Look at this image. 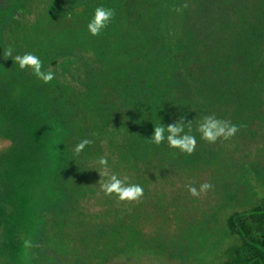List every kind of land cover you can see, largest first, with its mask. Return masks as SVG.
Wrapping results in <instances>:
<instances>
[{
	"label": "rangeland",
	"instance_id": "obj_1",
	"mask_svg": "<svg viewBox=\"0 0 264 264\" xmlns=\"http://www.w3.org/2000/svg\"><path fill=\"white\" fill-rule=\"evenodd\" d=\"M148 1L153 3V11L157 9L159 21L154 17L155 23L152 25H141L140 35L146 37L148 31H153L157 38L150 41L151 46H154L156 41L158 46L163 43L169 45V40L162 37V34H156L154 30L159 32L162 26L171 36L177 34L176 25L167 12L171 6L177 8L176 2L169 4L170 0ZM192 1H195L196 4L193 5L198 7L196 9H202V3L212 6V13L205 17L202 14L193 16L189 11L187 14L184 11L188 23L195 21L202 26L206 21L219 18V9L231 7V3H226L230 0H212L215 2L213 5H210V0ZM251 1L253 3L249 5L250 8L254 9L253 4L259 5L254 0ZM27 2L29 5H26ZM36 3L38 0H0V264H228L237 254L249 255L242 238L229 230L227 221L234 215L249 214L256 209L264 211L263 84L242 87L231 85L228 87L230 91L221 94L219 102L213 105L215 116L237 125L239 131L231 139L217 140L214 144L201 140L199 136L196 138L194 152L186 155V165L180 164V167L174 168L173 157L179 150L169 148L166 141L164 146L168 154L160 160L157 158L156 166L135 157L129 160L130 163L128 159H124L119 164H131V168L145 173H149L153 168L155 171L153 181L141 186L144 193L138 200L140 203L136 211H133L131 216L122 215L125 217L124 221L128 222L126 226L116 228L115 233L104 230L95 233L90 228L80 234L75 230L74 237L72 232L62 231L60 228L63 221L66 224L71 220L69 228L73 230V218H65L59 213L52 220L49 214L51 212H48L45 214L46 228L51 230L54 239L49 237V243L43 244V247L37 246L32 252L26 250L24 241L32 234L26 220L31 213L28 209L31 207L33 210V207L32 199L31 204L29 200L26 203L25 194L22 195L23 191H26L24 186L29 185V178L24 175L23 166L26 165L29 155L36 157L38 162H45L51 180L44 191L45 195L51 196L53 190L57 191L56 184L62 177L59 171L68 168L64 149L69 144L68 138L73 132L65 117V107L58 106L55 98L49 99L45 89L30 82L27 70L21 71L15 64L14 57L25 53L35 54L43 62L44 70L53 73L54 79L70 76L72 72L68 69L83 65L89 59L80 54V47L75 49L70 42L67 35V24L70 22L50 24L51 26L43 28L46 29L45 32L29 26V22H33L39 27ZM123 4L124 0H54L51 6H57V12L52 13L56 19L58 15H70V18H77L78 22L86 19L89 21L98 6L111 8L115 15L107 27L119 28L125 17V13H121ZM193 5L191 4V8ZM28 6L32 12L31 21H28ZM258 8L256 11L264 17V5L260 4ZM135 12L137 18L139 14L137 10ZM151 16L153 19V15ZM13 18L18 19L19 24L15 23ZM233 18H236V15H233ZM138 21L142 22V19L138 18ZM243 28L241 25L237 31L243 33ZM73 30L77 34L80 32L76 30V26ZM105 36H110L108 40L111 39V43H114V38L120 43H130L131 40V37L125 40L122 35L111 36L108 33ZM260 36L261 41H264V36ZM187 38H190V42L193 41L191 36ZM9 47L12 48V56L5 59L4 52ZM73 49L77 51L73 52ZM90 52L94 54L91 49ZM254 55L250 58L253 60L236 66L237 74L246 75L245 84H248L250 79H264L253 73V65L257 67L262 64L264 57ZM137 71L140 70L133 68V71L125 74L130 76ZM115 73L119 74L118 71H111L109 76L115 77ZM109 83L122 85L118 78ZM154 92L156 93L155 90ZM220 92L223 93L222 90ZM123 99L127 106L136 105L135 93H130ZM158 99L160 103L169 101L168 95L161 91L158 93ZM116 101L117 104L120 102L118 99ZM113 102L116 106V102ZM196 125H199V122H196ZM64 140H67L66 145ZM150 144L152 147L156 146ZM137 147L142 156L153 153L145 150L142 143L137 144ZM40 170L37 169V172L40 173ZM19 172L22 173L19 175ZM205 182L212 185L206 194L199 197L189 195L187 186L192 185L199 189ZM110 205L107 204V207ZM118 217L122 219L120 213ZM108 220L101 219L104 223L102 227H108L111 222ZM103 236L105 238L102 245H98L95 250L93 247L96 240L102 239ZM69 239L72 244L68 242ZM75 240L86 242L84 251L77 247Z\"/></svg>",
	"mask_w": 264,
	"mask_h": 264
},
{
	"label": "trees",
	"instance_id": "obj_2",
	"mask_svg": "<svg viewBox=\"0 0 264 264\" xmlns=\"http://www.w3.org/2000/svg\"><path fill=\"white\" fill-rule=\"evenodd\" d=\"M136 1L138 3L135 4ZM210 1V5L215 4L212 0ZM254 1L264 5V0ZM52 2L54 0H38L36 18L39 20V27H36L33 22H29V26L42 31L43 28L51 26L50 24L70 22L67 24L70 42L75 49L80 47V54L86 55L85 57L89 59L83 65L68 69L72 72L70 76L53 79L48 84L38 80L30 70L26 69L30 82L45 89L49 99L55 98L58 106L65 107V117L73 132L68 138L69 144H67L68 139L64 140V144H67L64 149V159L68 163V168L59 171L62 177L56 184L57 191L53 190L51 196L45 195L44 191L51 180L45 162H38L35 160L36 157L29 155L26 165L23 166L24 175L29 178L27 180L29 185L24 186L26 191H23L22 195L25 194L26 203L29 200L31 204L32 199L33 207L32 210L29 206L28 210L31 213L26 220L32 233L27 238L33 243L32 247L26 249L30 252L37 246L49 243L50 238L54 239L51 230L46 228L45 214L48 212H51L49 214L52 220L59 213H62L65 218H73V226H75L73 230L69 228L71 220L66 224L63 221L60 226L62 231L68 230L73 235L75 230L81 234L90 228L95 233L101 230L115 233L116 228L126 226L128 222L124 221L125 217L122 215L131 216L140 202H117L115 196L107 197L100 192L99 168L96 163L99 158L106 157L110 172L122 179L126 177L127 183L145 186L153 181L154 168L149 173H145L131 168V164L125 166L119 164L124 159L129 161L135 157L137 160L142 159L156 166V159L160 160L168 154L165 143L152 147L148 141L153 133V127L159 124L167 126L183 116L185 123L191 121L190 134L195 133L194 136L198 138L199 125H196V122L200 123L205 115L215 116L216 110L213 105L219 102L221 94L231 90L228 87L264 85V79L256 78L250 79L248 84H245L246 75L235 72L236 66L253 60L250 58L255 56L254 54L264 57V41L260 39V35L264 36V27H262L264 17L256 11L259 5L253 4L254 9L249 7L253 3L251 0L226 1L231 3V7L219 9L220 17L206 21L204 26L196 24L195 21L188 23L184 11L186 14L189 11L193 16L202 14L205 17L212 13V6L202 3V9H196L198 7L193 5L196 4L195 1L170 0L169 4L176 2L177 8L184 3H187L188 7L177 12L171 6L167 11L176 25L177 34L171 36L162 26L159 32L154 30L156 34H162V37L169 40V45L163 43L160 46L157 45L158 41L154 43V46L149 44L151 40L157 38L153 31H148L146 37L141 36L139 32L141 25L148 27L155 23L154 17L159 21L157 9L153 11V3L148 0H124L122 11H120L125 13V17L120 22V27H106L99 36H91L88 33V19L78 22L77 18H70V15L62 17L58 15L56 19L52 13L57 12V6L52 7ZM49 4L50 8H48ZM26 5H29L28 2ZM27 10L29 11L28 21H31V8L28 6ZM136 10L139 14L137 18H135ZM146 11L149 13H145ZM233 15H236V18H233ZM138 18L142 19V22L138 21ZM13 19L19 24L18 19ZM41 19L46 20L43 22V20L40 21ZM146 24L150 25L145 26ZM241 25L244 26L243 33L237 31ZM75 26L76 30H80L78 34L73 30ZM228 30L231 32H227ZM106 32L111 36L122 35L125 40L131 37L130 43L128 41L120 43L115 38L114 43H111V39L108 40L110 36H105L108 35ZM185 36H191L193 41L190 42V38ZM119 46L124 47L119 48ZM75 49L73 52L77 51ZM90 49L94 54L90 52ZM51 54L53 57V53ZM133 68H138L140 73L137 71L136 74L127 76L128 74L125 73L133 71ZM253 68L254 75L264 78V62L257 67L253 65ZM111 71H118L119 74L115 73L117 77L109 76ZM117 78L121 80L122 85L109 83ZM159 91L168 95V103H160ZM130 93L136 94V105L124 104L123 97H128ZM116 99L120 100L118 104ZM113 101L116 102V106ZM187 130L186 127L185 131ZM83 139H89L92 143L77 155L74 148ZM141 143L145 145V150L153 153L142 156L137 150V144ZM172 163L174 168L180 167V164L188 163V158L186 154L179 152L173 157ZM37 169H41L40 173ZM21 173L19 172V175ZM107 204L111 205L107 207ZM118 213L121 214L122 219L118 217ZM103 218L111 221L108 227H102L104 223L101 219ZM227 225L231 232L237 233L242 238L246 253L249 254H243V256L237 254L228 264H264V211L256 209L249 214L234 215L228 219ZM108 228L111 230H107ZM104 238L105 236L96 240L93 247L95 250L98 245H102ZM68 242L72 244L70 239ZM74 243H77V247L84 251L85 241L75 240Z\"/></svg>",
	"mask_w": 264,
	"mask_h": 264
},
{
	"label": "clouds",
	"instance_id": "obj_3",
	"mask_svg": "<svg viewBox=\"0 0 264 264\" xmlns=\"http://www.w3.org/2000/svg\"><path fill=\"white\" fill-rule=\"evenodd\" d=\"M188 4L184 3L175 10L180 12L182 9L187 8ZM115 13L111 8L103 6L96 7L92 18L87 24V31L91 36H99L108 24L113 19ZM12 56V48L9 47L4 52V58ZM15 64L18 68L23 70H30L31 73L40 81L45 84L50 83L54 79V75L50 71L43 70V62L41 59L32 53H25L23 55H16L14 57ZM187 127V132L185 128ZM191 121L185 123V118L182 116L178 121L171 123L167 126L159 124L153 127V133L148 141L154 145H160L167 142V145L171 149H177L181 154L191 155L196 147V137L191 135ZM197 131L200 134V139L214 144L217 140H229L239 131V127L232 124L230 121L222 120L214 115H205L202 117ZM92 143L89 139H83L78 143L75 148V154L81 153L86 146ZM175 155V153H172ZM97 166L99 168V185L100 192L104 196H115L117 202H133L138 201L144 193L143 188L138 184L127 183V178H120L118 175L111 173L108 167V159L101 157L97 160ZM106 177V179H103ZM212 185L210 183H203L197 189L195 186H187L189 195L193 197H199L201 194H206ZM24 246L30 248L33 246L31 240H25Z\"/></svg>",
	"mask_w": 264,
	"mask_h": 264
}]
</instances>
